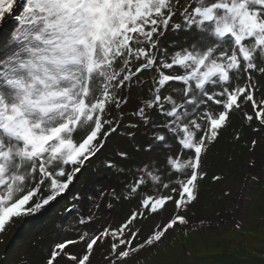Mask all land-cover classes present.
<instances>
[{
  "label": "snow or ice",
  "instance_id": "1",
  "mask_svg": "<svg viewBox=\"0 0 264 264\" xmlns=\"http://www.w3.org/2000/svg\"><path fill=\"white\" fill-rule=\"evenodd\" d=\"M0 33V243L116 135L133 145L120 162L141 159L108 195L134 206L115 222L94 202L43 264H96L97 252L102 264H136L172 231L211 230L192 212L209 151L237 113L257 134L251 147L264 143V0H0ZM133 88L139 102L125 112Z\"/></svg>",
  "mask_w": 264,
  "mask_h": 264
},
{
  "label": "rangeland",
  "instance_id": "2",
  "mask_svg": "<svg viewBox=\"0 0 264 264\" xmlns=\"http://www.w3.org/2000/svg\"><path fill=\"white\" fill-rule=\"evenodd\" d=\"M5 38L6 34L2 33L0 41ZM137 92L133 88L130 103L123 109L125 112H131L139 102ZM237 131L240 139L234 140ZM256 135L251 127L244 126L237 113L231 127L223 132L222 138L208 153L205 168L209 179L201 181L199 202L192 212L195 213L194 219L211 220V230L187 236L179 230L172 231L166 242L145 250V253L142 251L136 264H264V179L259 182L250 180L251 175L264 176V143L258 141L254 149L250 144ZM121 149L131 152L133 145L124 136H113L103 153L88 164L85 173L66 191L71 193L68 199L58 198L45 213L38 215V220L17 223L4 237L5 242L0 243V264L4 261L7 264H43L50 245L70 234L78 215L93 209L94 202L101 204V216L121 221L134 205L113 200L108 194L112 190L124 191L131 175L120 169H134L141 159L133 152L132 159L120 162L117 152ZM108 160L117 162L116 167H106ZM250 161L254 163L250 164ZM213 172L223 175V180L212 181ZM225 192L230 195L226 196ZM102 193L103 199H100ZM77 194L81 198L74 200ZM108 204L111 208L107 207ZM65 205L67 208L76 207L69 214L64 211ZM164 218L163 214L158 217ZM238 220L242 221L240 229L235 227ZM151 224L150 220L145 221L146 227ZM216 225H221L222 231L218 232ZM236 241L239 244L235 245ZM215 246L217 251L211 252ZM95 259L96 264H102L100 252Z\"/></svg>",
  "mask_w": 264,
  "mask_h": 264
},
{
  "label": "bare ground",
  "instance_id": "3",
  "mask_svg": "<svg viewBox=\"0 0 264 264\" xmlns=\"http://www.w3.org/2000/svg\"><path fill=\"white\" fill-rule=\"evenodd\" d=\"M0 35H1V33H0ZM84 173H85V171H84ZM39 219V217H37L35 220H38ZM238 241H236V243H235V245H237V244H239V242L237 243ZM155 247V246H154ZM143 252L142 253H145V250H142ZM215 251H217L216 250V246L214 247V249L213 250H211V252H215ZM214 262V261H213Z\"/></svg>",
  "mask_w": 264,
  "mask_h": 264
}]
</instances>
